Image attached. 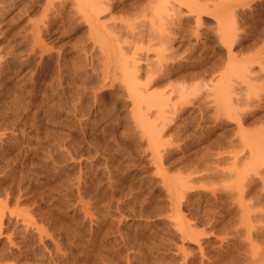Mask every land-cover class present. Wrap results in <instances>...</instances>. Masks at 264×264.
I'll use <instances>...</instances> for the list:
<instances>
[{"label":"rangeland","instance_id":"374dc122","mask_svg":"<svg viewBox=\"0 0 264 264\" xmlns=\"http://www.w3.org/2000/svg\"><path fill=\"white\" fill-rule=\"evenodd\" d=\"M57 1L0 0V264H261L264 0H166L180 23L158 0H108L102 41ZM158 23L178 38L170 59L157 36L139 45L157 43L147 62L177 73L148 87L164 107L147 101L141 117L123 78L130 31ZM205 65L204 81L187 76ZM201 81L226 84L220 103Z\"/></svg>","mask_w":264,"mask_h":264},{"label":"bare ground","instance_id":"6f19581e","mask_svg":"<svg viewBox=\"0 0 264 264\" xmlns=\"http://www.w3.org/2000/svg\"><path fill=\"white\" fill-rule=\"evenodd\" d=\"M16 1V0H15ZM57 1V0H56ZM55 1V2H56ZM63 1H65V0H63ZM67 1H69V0H67ZM155 1V0H154ZM162 1H164V4H165V2H166V0H158V5H157V7H152L153 8V12L155 13V14H164V13H168V12H170V10H172V15H171V19L172 18H174V14L176 13V15H177V12H175L174 13V9L173 8H171L170 7V3H167L166 2V4L165 5H163V4H160V2H162ZM172 1V0H171ZM179 1V0H178ZM180 1H182V3L184 2L183 0H180ZM179 1V2H180ZM9 2V1H8ZM11 2V1H10ZM54 2V0H46V4H45V9H48L49 8V5H52V3ZM54 2V3H55ZM58 2V1H57ZM111 2V1H110ZM152 2H153V0H152ZM151 1L149 2L150 4L152 3ZM170 2V1H169ZM175 3H177L176 2V0L174 1ZM2 3H3V1H2ZM14 3V2H13ZM12 3V4H13ZM63 3V2H62ZM62 3H59V4H62ZM66 3V2H65ZM71 3V2H70ZM73 5H74V7H75V10H77V12L80 14V16L82 17H80L81 18V20H83V22L84 21H86L85 23L87 24V26L89 27L88 29V31H89V35H91L90 36V39H92V37L93 38H96L95 40L97 41V39H99L98 41H102L103 40V36H105V34L108 32V33H110L111 31H110V26H108V22H106V20H103V19H101V16H104V15H106V14H109L110 13V11H111V4L109 3V1L108 0H73ZM155 3V2H154ZM175 3H173V4H175ZM181 3V2H180ZM185 3V2H184ZM7 4V3H6ZM167 4H169V8L170 9H168V6H167V10H169V11H166V5ZM178 4V3H177ZM188 4V3H187ZM187 4H185L187 7H189ZM191 4H193V3H191ZM3 5V4H2ZM56 5V4H55ZM153 5V4H152ZM179 5V4H178ZM178 5H175V6H178ZM183 5V4H182ZM194 5V4H193ZM4 6V5H3ZM181 6V5H180ZM205 6V7H204ZM204 6H199L198 8L196 7V4H195V7L197 8V9H205L207 6L206 5H204ZM57 7V6H56ZM62 7V6H61ZM73 7V6H72ZM179 7V6H178ZM183 7H185L184 5H183ZM182 7V8H183ZM1 8V7H0ZM55 8V7H54ZM195 8V9H196ZM209 8V7H208ZM208 8H206V10L207 11H205V10H203L204 12H205V14L208 12ZM42 9H44L43 7H42ZM74 9V8H73ZM178 9V8H177ZM187 9H192V5L189 7V8H187ZM194 9V10H195ZM51 10V9H50ZM180 10V9H179ZM178 10V11H179ZM176 11V10H175ZM191 11V10H190ZM197 11V13L195 14V16H193L194 17V22H195V27H197V28H199V26L202 24V22L201 21H203L202 20V13H203V11H200V10H195V12ZM199 11V12H198ZM211 11V10H210ZM209 11V12H210ZM46 12V10L43 12V13H45ZM50 12V11H49ZM145 12H146V10H145ZM163 12V13H162ZM187 12V11H186ZM194 12V11H193ZM193 12H190V14H193ZM201 12V13H200ZM41 13H42V11H41ZM76 13V12H75ZM147 13V12H146ZM47 14V13H46ZM79 14H78V16H79ZM113 14V13H112ZM111 14V15H112ZM145 14V13H144ZM144 14H143V16H144ZM147 14H149V13H147ZM151 14V13H150ZM169 14V13H168ZM186 14H189V12L188 13H186ZM185 14V15H186ZM204 14V13H203ZM204 14V15H205ZM211 14V13H210ZM215 14V13H214ZM213 14V15H214ZM76 15H77V13H76ZM208 15V14H207ZM41 16H43V15H41ZM142 16V19L144 18ZM146 17H148L147 15H145ZM168 16H170V15H168ZM44 17V16H43ZM43 17H41L42 19H43ZM48 17V16H47ZM108 17V16H107ZM145 17V18H146ZM163 18H164V16H162ZM161 17V18H162ZM176 17V16H175ZM204 17V16H203ZM206 17V16H205ZM209 17V16H208ZM213 17H216L215 15L213 16ZM40 18V19H41ZM46 18V17H45ZM151 18V21H152V19L154 20V18H152V17H150ZM149 18V19H150ZM155 18H160L159 16L158 17H156L155 16ZM181 18H182V16H181V12H178V15H177V18H174V20H176L177 22H179L180 23V21H181ZM220 18V17H219ZM219 18L217 19V21L219 20ZM39 19V18H38ZM37 19V20H38ZM41 19V20H42ZM109 19H111L110 17H109ZM114 19V18H113ZM112 19V20H113ZM116 19V18H115ZM165 19V18H164ZM168 20H169V18H167ZM170 19V20H171ZM211 19V18H210ZM221 19V18H220ZM223 19V18H222ZM34 20V19H33ZM43 20H45V19H43ZM112 20H110V23H111V21ZM121 20V19H120ZM119 20V21H120ZM144 20V19H143ZM157 20H159V19H157ZM156 19H155V22L157 21ZM186 20H187V18H186ZM32 21V20H31ZM30 21V22H31ZM108 21V20H107ZM148 20H146V22H147ZM161 21H162V19H161ZM191 21H192V19H191ZM216 21V20H215ZM214 21V22H215ZM43 22H45V21H43ZM43 22H42V24H43ZM113 22V21H112ZM116 22V21H115ZM123 22H125V21H123ZM136 22V21H135ZM141 22H142V20H141ZM153 22V21H152ZM152 22H148V23H151V24H153ZM154 22V23H155ZM160 22V21H159ZM173 22V20L171 21V23ZM175 22V21H174ZM176 22V23H177ZM213 22V23H214ZM39 21H37V22H33V23H30V24H32V27H31V25H30V29H32V37H33V39H37V38H40L41 36L39 35V29H41V28H39ZM41 23V22H40ZM117 23V22H116ZM115 23V24H116ZM121 23H122V21H121ZM126 23V22H125ZM128 23H130V22H128ZM128 23H126V24H128ZM137 23V22H136ZM144 23V22H143ZM222 23H223V21H222ZM222 23H221V20L220 21H218V25H219V27L220 28H218L217 27V29H216V31L217 30H219V33H218V31H217V33H218V36L220 37L219 38V40L222 42V44H223V41H224V39H225V41H227L226 39L228 38L229 39V37L230 36H228V34L227 35H225L224 33L226 32V30L224 29L225 27L224 26H222ZM126 24L124 25V26H126ZM131 24V23H130ZM133 24H135L134 23V21H133ZM155 24H157V22L155 23ZM155 24H153V25H155ZM158 24H161V23H158ZM41 25V24H40ZM111 25V24H110ZM114 25V24H113ZM182 25V24H181ZM128 26V25H127ZM138 26H139V23H138ZM138 26H137V29H138ZM150 26H152V25H150ZM156 26H158V25H156ZM162 27V24L161 25H159V27ZM202 26V25H201ZM41 27H42V25H41ZM128 27H130V25L128 26ZM131 27H133L132 25H131ZM148 27V26H147ZM160 27V28H161ZM194 27V26H193ZM213 27V29H215V27H214V25L212 26ZM223 27V28H222ZM116 28V27H115ZM149 28V27H148ZM156 29L154 26H152V29ZM159 28V29H160ZM163 29H161V30H163V31H157L158 33H156V31H155V33H151V32H149V30L148 29H146L147 30V32H145V33H141L139 30V32H140V35H138V33H135V30H134V28H132V30L130 31L131 32V34H130V36L132 37L131 38V40L132 39H134L132 42L135 44L136 42H138V43H136L138 46H134L135 48H134V50L133 49H131L132 51H133V53H132V55H130V59H131V62H129V63H131L130 65H128V66H126V67H128V68H126V67H124L125 68V70H124V77L123 78H125V84L127 85V87H128V90L130 91V93L131 94H133V98L132 99H134V104L136 105L135 107V109H136V113L139 115V116H141L142 117V113L140 112L141 110H140V108L142 109V107H143V103L144 104H147V101L149 102V104L151 103V104H157V105H160V104H162L160 101H162L163 100V97H162V100L160 99V100H158L159 98H161V97H157L156 98V96H153L151 93H152V91H149L148 89V87L149 86H151V84H153V83H155L156 81L155 80H157V79H159L160 80V78L163 80V79H166V78H171L175 73H177V72H170L169 70H168V72H167V70H166V67H167V65L165 66V64H156L155 66L154 65H152V64H150L149 62H147L149 59H148V53H150L149 51H151V50H153V48H152V46H156V44H155V42H154V45H152L153 43L152 42H150V44L152 45L151 46V48H149L148 47V45L149 44H147L146 45V49H145V51H146V53L144 52V48H145V45H144V48H141L142 46V44H143V42H144V40L143 39H145L146 37H148V39H149V37L151 38H154L155 37V39H156V36H157V38L159 39V41H158V43L160 44H158L159 46H160V48H159V46H157L158 48H157V51H159V53H160V51L161 52H164V53H162V54H165V52H167L166 50H170V52L171 51H173V50H171L172 48H174V44L173 43H175L174 41L177 39L178 40V38H176V36H174L175 35V33L170 29V31H166V29H165V31H164V27H162ZM174 28V27H173ZM203 28V27H202ZM201 28V29H202ZM111 29H112V26H111ZM142 29H144L145 30V27L144 28H142ZM177 29V28H176ZM196 29V28H195ZM194 29V30H195ZM208 29V28H207ZM220 29H222L221 30V32L223 31V33H221L220 34ZM127 30V29H126ZM193 30V29H192ZM193 30V31H194ZM209 30V29H208ZM110 31V32H109ZM197 31V30H196ZM30 32V31H29ZM41 32V31H40ZM127 32V31H126ZM144 32V31H143ZM154 32V31H153ZM163 32V33H162ZM176 32V31H175ZM192 32V31H191ZM212 32V31H211ZM214 32V31H213ZM128 33V32H127ZM216 33V32H215ZM227 33V32H226ZM137 34V35H136ZM142 34V35H141ZM157 34V35H156ZM192 34H194V33H192ZM196 34V33H195ZM200 34V33H199ZM112 35L114 36V34L112 33ZM128 35V34H127ZM126 35V36H127ZM147 35V36H146ZM202 35V34H201ZM226 36V38H224V36ZM40 36V37H39ZM111 36V35H110ZM110 36H109V39H110ZM113 36H111V38L113 37ZM146 36V37H145ZM199 36V35H198ZM196 37H197V34H196ZM101 38V39H100ZM115 38H117V37H115ZM129 38V37H128ZM186 38V37H185ZM222 38H224V39H222ZM130 39V38H129ZM148 39H146L147 41H148ZM155 39H153V40H155ZM30 40H31V37H30ZM94 40V39H93ZM139 40V41H138ZM151 39H149V41H150ZM135 41V42H134ZM140 41H142V43H140ZM148 41V42H149ZM152 41V40H151ZM179 41H180V38H179ZM147 42V43H148ZM181 42V41H180ZM221 42H219L220 44H221ZM132 43V44H133ZM139 43L141 44V45H139ZM227 43V42H226ZM228 43H230L229 41H228ZM228 43H227V45H228ZM131 44V45H132ZM166 44H168L167 46H165ZM219 45V44H218ZM224 46L226 45V44H223ZM222 45V46H223ZM227 45L225 46L228 50L230 49L229 48V45H228V47H227ZM133 46V45H132ZM150 46V45H149ZM149 48V49H148ZM179 48V47H178ZM177 48V49H178ZM191 48V47H190ZM206 48V47H205ZM140 49H142V50H140ZM193 49V48H192ZM139 50L141 51V52H144L145 53V56L142 54V53H139ZM156 50V47L154 48V50L152 51L153 53H154V51ZM227 50V52H228V54H230V50L228 51ZM226 51V50H225ZM108 52V51H107ZM148 52V53H147ZM151 52V53H152ZM156 53V52H155ZM155 53H154V55H155ZM158 53V52H157ZM156 53V54H157ZM169 52H167V54H168ZM173 53V52H172ZM175 53V52H174ZM173 53V54H174ZM140 54V55H139ZM146 54H148L147 55V57H146ZM161 53L160 54H157V55H162ZM124 55V54H123ZM153 55V54H152ZM151 55V56H152ZM170 55V54H169ZM168 55V56H169ZM172 55V54H171ZM122 56V55H121ZM140 56V57H139ZM156 56V55H155ZM229 56V55H228ZM143 57V58H142ZM160 57V56H159ZM162 57H163V55H162ZM161 57V58H162ZM173 57V56H172ZM171 57V58H172ZM163 58H167V56L166 57H163ZM169 58V57H168ZM167 58V59H168ZM154 59L155 58H153V63H154ZM170 59V58H169ZM142 60L143 61H145V62H147V63H145L144 64V68L142 69L141 67L142 66H140L142 63H144V62H142ZM162 60H164V59H162ZM162 60H161V62H162ZM150 61V60H149ZM156 61V60H155ZM158 61V60H157ZM165 61V60H164ZM170 61H172V60H170ZM140 62H141V64H140ZM157 63V62H156ZM164 63V62H163ZM150 64V65H149ZM212 65V64H211ZM129 66H130V68H129ZM208 67L209 66H207V65H205V68H200V71L198 70V71H194V72H192V73H187L188 75V77L191 79V78H194L195 79V77H200V76H202V77H200V79L202 78L203 79V81H204V77H206L205 76V74L207 73V71H208ZM211 67V66H210ZM210 67H209V71H210ZM168 68V67H167ZM142 70H144L143 71V73L145 74V76H146V78L144 77V85L142 86L141 84V82H139V80H140V76H139V73L142 71ZM185 71V70H184ZM180 73V72H179ZM183 73V72H182ZM186 73V72H185ZM176 75V74H175ZM223 76H225L224 74H223ZM174 77V76H173ZM173 77H172V79H173ZM176 77V76H175ZM183 77V76H182ZM187 77V78H188ZM199 77H198V79H199ZM222 77V76H221ZM176 79V78H175ZM197 79V80H198ZM223 79H224V77H223ZM161 80V81H162ZM124 81V80H123ZM218 81V80H217ZM217 81H216V83H217ZM202 82V81H201ZM220 82H221V80H220ZM198 83H200V80L198 81ZM203 83V82H202ZM201 83V84H202ZM212 83V82H211ZM211 83L210 84H206V83H203L202 85L200 84H194L193 85V87H195V89L197 90V89H205L206 91H207V89L209 88V90H212V91H214L213 93H215V91H216V93H215V95L213 94V96H212V91H211V93H209V92H207V94H211V95H208L209 96V98H210V100L212 99H214L213 101L211 100L210 102H212V103H214V101H215V99L218 101V99H217V95L216 94H219L218 92H222L221 90H223V89H225L226 88V84L225 83H223V86H224V88L222 89V88H220L219 86H220V84H222V83H219V84H212L211 85ZM141 85V86H140ZM197 86V87H196ZM198 86H200V87H198ZM222 86V87H223ZM189 87H191L190 85H189ZM182 88V87H181ZM179 89H180V87H179ZM184 89V88H183ZM186 89V88H185ZM192 89V88H191ZM191 89H190V91H191ZM192 90H194V88L192 89ZM204 90V91H205ZM226 90V89H225ZM225 90H223V92L225 91ZM149 91V92H148ZM180 91V90H179ZM183 90H181V92H182ZM188 91V90H187ZM148 92V93H147ZM151 92V93H150ZM180 92V93H181ZM185 92V91H184ZM154 93V92H153ZM185 93H182V95H184ZM156 95H158V94H156ZM221 95V94H220ZM159 96V95H158ZM161 96V95H160ZM131 97H132V95H131ZM207 97V96H206ZM211 97H213V98H211ZM218 97H220V96H218ZM222 97H224V94H223V96ZM222 97H221V99H222ZM206 100V99H205ZM228 99H226V100H224V99H222V102L224 103L225 102V104H228L227 101ZM144 101V102H143ZM142 102V103H141ZM146 102V103H145ZM162 102H165L164 100L162 101ZM209 102V103H210ZM219 102V101H218ZM218 102H216L217 104H218ZM232 102V101H231ZM211 103V104H212ZM220 103V102H219ZM207 105H208V102H207ZM214 105H216V104H214ZM140 106H142V107H140ZM145 107H147V108H152V105L150 106H146V105H144ZM155 106V105H154ZM162 106L164 107V105L162 104ZM166 106V105H165ZM212 106V105H211ZM161 107V106H160ZM159 107V108H160ZM133 108V107H132ZM138 109V110H137ZM157 109V108H156ZM162 109V108H161ZM143 110H144V108H143ZM144 114H147V113H144ZM137 115V116H138ZM145 116V115H144ZM134 118V117H133ZM138 119V118H137ZM146 119V118H145ZM140 121V120H139ZM143 121V120H142ZM252 253V255H253V252H251ZM250 254V253H249ZM261 254V253H260ZM251 255V254H250ZM254 255H255V253H254ZM253 255V258L255 259V256ZM256 255H257V253H256ZM263 255V254H262ZM258 256H259V254H258ZM261 256V255H260ZM249 257V256H248ZM252 257V256H251ZM256 258H259V257H257L256 256ZM252 259V258H251ZM260 259V258H259ZM256 260H258V259H256ZM256 260H254V262L256 261ZM264 260V259H263ZM252 261V260H251ZM247 262H248V260H247ZM250 262V261H249ZM253 261L251 262L252 264L254 263ZM257 262V261H256ZM256 262L254 263V264H256ZM250 263V264H251ZM259 263H263L264 264V261L262 262V259H261V261L259 262ZM257 264H258V262H257Z\"/></svg>","mask_w":264,"mask_h":264}]
</instances>
